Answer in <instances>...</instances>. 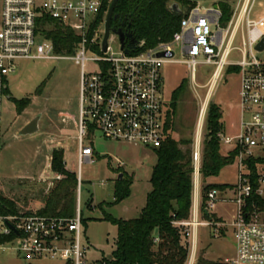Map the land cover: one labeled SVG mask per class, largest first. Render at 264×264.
<instances>
[{"label":"built area","instance_id":"1","mask_svg":"<svg viewBox=\"0 0 264 264\" xmlns=\"http://www.w3.org/2000/svg\"><path fill=\"white\" fill-rule=\"evenodd\" d=\"M107 0H2L0 21V123L5 95L6 77L16 70L18 60L71 59L80 67V98L76 127L79 141V164L92 162L93 149L87 137L98 131L106 140L160 148L169 133L166 130L168 109L163 95L162 68L175 62L176 49L188 59L186 64L193 83L197 66H212L207 99L202 102L193 140V198L188 219L175 221L182 238L188 242L186 264H197L199 229L211 228L213 237H220L230 227L236 251L230 259L214 264H264V212L250 200L264 199V169L258 166L256 182L249 161L264 157V58L256 49L264 38L259 22L249 19L254 0H243L228 27H222V12L217 7L203 12L193 8L185 16L172 41L153 49L131 52L128 46L142 48L144 42L132 45L126 39L122 47L117 34L110 33L107 49L103 50L105 24L109 10ZM50 18L72 29L79 37L70 56L55 53L54 44L43 35V19ZM243 21L246 30H243ZM242 28L241 45L234 42ZM129 34V33H125ZM117 42V50L110 39ZM233 49L241 60L228 62ZM127 50V52H126ZM161 52H174L172 58L157 57ZM89 63L95 64L88 70ZM227 67L239 68V100L242 112L238 135L219 134L221 144L229 152L237 150V182L225 189L213 188L203 194L201 167L203 130L214 88ZM60 176H58V179ZM76 198V215L71 219L38 214L0 217V250L7 243L27 259H49L66 264H116L109 257L91 259L90 246L84 236L82 222L81 176ZM256 184V185H255ZM220 203L234 205L229 223L215 217ZM207 212V213H206ZM17 232V234H16ZM14 236L12 241L2 238ZM158 242V238L155 239Z\"/></svg>","mask_w":264,"mask_h":264},{"label":"rangeland","instance_id":"2","mask_svg":"<svg viewBox=\"0 0 264 264\" xmlns=\"http://www.w3.org/2000/svg\"><path fill=\"white\" fill-rule=\"evenodd\" d=\"M203 12L217 6L230 9L233 19L237 6L243 0H194ZM183 10L184 8L180 6ZM185 10V9H184ZM2 0H0V21ZM249 19L259 22L264 19V0H254ZM264 31V21L259 24ZM243 30H246L243 21ZM242 28L237 35L234 48L241 45ZM117 50L119 45L110 39ZM264 58V52L258 55ZM175 62L162 68L163 95L166 107H171L173 91L183 83L177 107L173 115L171 135L174 140H194L202 102L207 99V84L213 67L197 66V81L191 80L186 64L188 59L181 49H176ZM241 60L237 49H233L228 62ZM16 70L5 81L8 87L2 105L0 123V194L16 203L19 214H35L44 206L45 196L54 186L58 174L52 170L54 150H64L67 170L81 176L80 194L82 216L86 221L84 236L90 246L89 257H109L114 250L117 227L103 220L105 214L116 219H135L146 205L147 194L151 191L150 177L157 157L147 147L109 141L96 131L87 137L93 149L92 162L79 164V141L76 120L80 98V67L71 59L18 60ZM95 64L89 63L91 70ZM224 71L223 78L214 88L209 104L218 105L223 112L224 134L238 135L240 131L241 108L239 100L240 74L237 70ZM10 96V98H8ZM21 109H17V102ZM169 110V109H168ZM173 112L172 110H170ZM38 115L41 116L38 133L20 136V131ZM207 134L203 130V140ZM193 150V144L190 146ZM223 144V153L229 152ZM121 178L133 179L131 194L123 201H115V184ZM62 177V176H61ZM202 178V187L206 186ZM236 164L225 167L217 177L207 180L208 184L235 185ZM79 189V181H78ZM76 192V198L78 194ZM215 217L232 221L234 205L220 203L214 211ZM0 250V264H66L49 259H27L15 249V243H7ZM236 243L229 227L225 234L213 237L211 228L199 229L197 260L203 257L209 261L230 259L235 256Z\"/></svg>","mask_w":264,"mask_h":264},{"label":"trees","instance_id":"3","mask_svg":"<svg viewBox=\"0 0 264 264\" xmlns=\"http://www.w3.org/2000/svg\"><path fill=\"white\" fill-rule=\"evenodd\" d=\"M109 6L113 0H107ZM183 7L182 15L171 10L172 4ZM194 0H119L111 27L132 34L136 44L144 42L142 48L128 46L133 51H146L160 43L172 41L174 34L180 30L182 19L196 7ZM232 12L223 7L220 24L226 27ZM43 35L52 41L55 53L70 56L75 52L80 37L70 28L51 20L43 19ZM237 70V67H229ZM183 83L176 88L171 97V107L167 114L166 130L168 136L160 148L154 149L157 157L150 177L151 191L147 194L146 205L135 219H116L105 214L103 220L117 227L115 247L110 257L116 264H186L189 256L188 242L182 238L180 229L173 222L188 219L193 198V150L192 139L174 140L171 135L173 115L177 107ZM5 89V94L7 93ZM21 101L17 102V109ZM172 110L173 112H171ZM222 109L209 104L206 131L203 141L201 175L207 179L217 177L221 171L233 165L238 151L221 153L219 134L224 132ZM52 170L60 176L55 180L44 199V206L36 214L47 217L71 219L76 215V192L78 177L75 172L66 169L64 150H54L52 154ZM258 166L264 169V157L249 161V168L256 182ZM62 176V177H61ZM133 179L121 178L115 184V201L119 203L131 194ZM256 185V184H255ZM229 185L207 184L203 194L213 189H225ZM255 205L264 212V199L254 196L249 206ZM16 203L0 194V217L18 215ZM29 215L33 213L28 212ZM82 222L86 221L82 217ZM156 230L158 231L155 234ZM158 238V242L155 239ZM14 236L2 238L1 242L12 241ZM215 262L198 258L197 264H214Z\"/></svg>","mask_w":264,"mask_h":264},{"label":"water","instance_id":"4","mask_svg":"<svg viewBox=\"0 0 264 264\" xmlns=\"http://www.w3.org/2000/svg\"><path fill=\"white\" fill-rule=\"evenodd\" d=\"M119 0H113L109 6V10H108V14H107V18H106V24H105V35H104V40H103V50L106 51L107 49V41L108 38L110 36V33H114L117 34L120 38V43L122 45V47H125L126 44V39H130L131 40V44L135 45L136 41L133 38L132 34H125L122 30H116L113 29L111 27V21L113 19V15H114V10L115 7L117 5ZM171 10L178 15H182L183 11L180 8V6L176 3L171 5ZM215 8H217V6H215ZM256 49L258 51H263L264 50V38L261 40V42L257 45ZM127 52V50H126ZM175 53L174 52H161L157 54V57H166V58H172L174 57ZM8 87L5 86V89H7ZM10 98V96L8 97ZM41 116L38 115L37 117H35L33 120H31L27 125L24 126V128L20 131V136H30V135H34L36 133H38L39 131V122H40ZM122 177V176H120ZM207 213V212H206ZM157 230L155 232V234H157ZM17 234V232H16Z\"/></svg>","mask_w":264,"mask_h":264},{"label":"crops","instance_id":"5","mask_svg":"<svg viewBox=\"0 0 264 264\" xmlns=\"http://www.w3.org/2000/svg\"><path fill=\"white\" fill-rule=\"evenodd\" d=\"M222 122H223V120H222ZM224 131H225V128H224ZM223 133H224V132H223ZM221 153H222L223 155H225V156L229 153V152L226 153V154L223 153V144L221 145ZM66 167H67V165H66ZM67 169H68V167H67ZM211 178H213V177H209V178H207V179L205 180V183L208 184V183H207V180H209V179H211ZM201 183H202V178H201Z\"/></svg>","mask_w":264,"mask_h":264}]
</instances>
